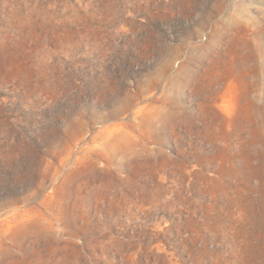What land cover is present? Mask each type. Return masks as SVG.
<instances>
[{"label": "rangeland", "instance_id": "374dc122", "mask_svg": "<svg viewBox=\"0 0 264 264\" xmlns=\"http://www.w3.org/2000/svg\"><path fill=\"white\" fill-rule=\"evenodd\" d=\"M0 264H264V0H0Z\"/></svg>", "mask_w": 264, "mask_h": 264}]
</instances>
